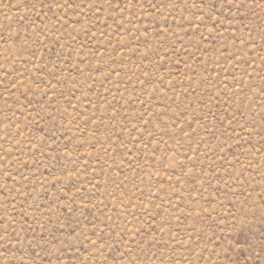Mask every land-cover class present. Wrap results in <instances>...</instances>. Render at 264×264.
<instances>
[{
  "label": "rangeland",
  "instance_id": "rangeland-1",
  "mask_svg": "<svg viewBox=\"0 0 264 264\" xmlns=\"http://www.w3.org/2000/svg\"><path fill=\"white\" fill-rule=\"evenodd\" d=\"M0 264H264V0H0Z\"/></svg>",
  "mask_w": 264,
  "mask_h": 264
}]
</instances>
